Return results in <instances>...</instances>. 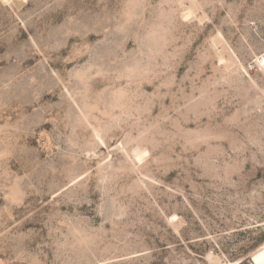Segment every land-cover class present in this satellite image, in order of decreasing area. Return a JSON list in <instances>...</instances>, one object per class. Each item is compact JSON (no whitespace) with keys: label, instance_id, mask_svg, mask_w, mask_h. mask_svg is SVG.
<instances>
[{"label":"rangeland","instance_id":"374dc122","mask_svg":"<svg viewBox=\"0 0 264 264\" xmlns=\"http://www.w3.org/2000/svg\"><path fill=\"white\" fill-rule=\"evenodd\" d=\"M263 55L264 0H0V264H264Z\"/></svg>","mask_w":264,"mask_h":264},{"label":"bare ground","instance_id":"6f19581e","mask_svg":"<svg viewBox=\"0 0 264 264\" xmlns=\"http://www.w3.org/2000/svg\"><path fill=\"white\" fill-rule=\"evenodd\" d=\"M223 43V39L222 38H218V39H215L214 40V44L215 46L216 45H221ZM220 55L223 56L225 58V63H226V66H230V65H233L236 63V60H235V55L233 53V51H231L228 47H223V50L220 52ZM259 61H260V64L264 65V55L259 57ZM240 67L242 68V65H240ZM177 221V217L174 216L172 218V222L174 224H177L175 223ZM180 221V220H179Z\"/></svg>","mask_w":264,"mask_h":264},{"label":"snow or ice","instance_id":"6c2138e0","mask_svg":"<svg viewBox=\"0 0 264 264\" xmlns=\"http://www.w3.org/2000/svg\"><path fill=\"white\" fill-rule=\"evenodd\" d=\"M262 260H264V254H262Z\"/></svg>","mask_w":264,"mask_h":264}]
</instances>
